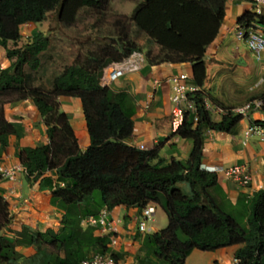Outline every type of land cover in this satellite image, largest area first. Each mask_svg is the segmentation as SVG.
I'll return each mask as SVG.
<instances>
[{"label":"trees","instance_id":"obj_1","mask_svg":"<svg viewBox=\"0 0 264 264\" xmlns=\"http://www.w3.org/2000/svg\"><path fill=\"white\" fill-rule=\"evenodd\" d=\"M228 0H142L130 16L115 21L116 40L89 52L84 62L66 66L50 89L33 86L31 73L41 67V56L50 46L46 33L38 32L17 46L24 24L43 22L55 12L57 21L71 26L83 8L103 10L109 0H0V47L9 64L0 69V144L8 145L14 130L4 118L6 103L30 99L47 127L49 142L17 152L27 177L36 180L45 172L56 175L55 183L44 178L51 189L50 204L61 210L58 231H35L27 226L15 238L0 234V264H80L97 253L119 254L108 247L109 238L99 234L100 226L84 225L89 216L116 206L158 205L166 214V227L143 233L138 264H185L193 249L214 251L241 245L234 258L238 264H264V189L253 193L247 212L235 216L221 208L212 190L217 174L201 168L206 134L214 130L232 133L241 117L228 112L214 120L201 105L198 121L186 119L174 132L191 141L185 160H167L159 145L149 150L130 146L135 105L124 91L102 87L99 77L108 64L119 62L140 48L130 38L134 25L158 51L144 53L150 64L192 65V80L201 88L206 79L204 55L216 38ZM252 22L264 26V16L246 12L238 25ZM12 42L14 47H9ZM203 92L196 101L202 102ZM77 97L82 102L90 145L80 150L70 122L60 110V97ZM258 122V121H256ZM185 184L188 191L179 185ZM99 193L97 195V193ZM245 220L243 224L242 221ZM10 223L8 203L0 196V231ZM33 247L35 253L16 250Z\"/></svg>","mask_w":264,"mask_h":264},{"label":"crops","instance_id":"obj_2","mask_svg":"<svg viewBox=\"0 0 264 264\" xmlns=\"http://www.w3.org/2000/svg\"><path fill=\"white\" fill-rule=\"evenodd\" d=\"M253 12L252 0H228L219 32L208 46L204 63L206 79L201 90L209 94L219 103L221 109L241 106L247 101L260 97L264 93V59L257 61L244 41L236 39L234 30L238 19L246 12ZM264 16V6L262 7ZM42 23V22H41ZM24 24L21 26V40L27 43L40 30V24ZM10 44V43H9ZM10 46V45H9ZM9 64L5 50L0 47V69ZM211 67L216 71L233 70L237 74L234 79L224 73V80H229L230 87L219 92L209 83L207 70ZM187 73L189 87H198L192 80L190 63L150 64L148 61L135 70L126 72L109 87L115 91H124L135 105L132 117L133 132L127 144L146 150L159 145V155L167 160L171 158L187 159L192 143L174 134L170 122L171 87L167 78L173 74ZM229 85V84H228ZM223 89V88H222ZM214 90V91H213ZM206 94V93H205ZM59 107L70 122L80 150L90 145V136L83 114L82 102L77 97H60ZM4 118L11 124L14 132L8 137V145L2 149L0 144V166H18L14 180L0 176V196L8 203L10 223L0 234L15 238V232L27 226L32 230L44 232L47 229L58 231L62 211L50 204L51 189L44 178L55 183L56 175L50 171L34 180L28 178L21 165L17 152L26 147H36L49 142L47 127L34 102L30 99L6 103L3 107ZM214 120H220L221 114L210 113ZM264 119L263 112L254 113L248 119H241L234 132L225 133L208 131L205 138L201 168L216 167L220 170L238 165L245 169L251 180L247 186L227 178L222 171L217 174V187L212 195L221 208L235 216L247 212L253 193L264 189V139L251 137L243 144V130L249 121ZM158 206V205H157ZM103 210V209H101ZM162 210V209H161ZM157 212V211H156ZM141 210L137 207L116 206L108 211V221L115 229L116 244L112 250L119 254L115 264H138L141 255V237L138 221ZM154 220V219H153ZM245 223V220L242 221ZM156 231L152 228L149 232ZM241 245H231L214 251L193 249L186 257L185 264H233L234 254ZM16 250L23 255L35 253L33 247L17 246Z\"/></svg>","mask_w":264,"mask_h":264},{"label":"built area","instance_id":"obj_3","mask_svg":"<svg viewBox=\"0 0 264 264\" xmlns=\"http://www.w3.org/2000/svg\"><path fill=\"white\" fill-rule=\"evenodd\" d=\"M253 12L257 15L262 14V7L264 0H252ZM236 39L244 41L247 48L253 54L257 61L264 59V26L256 22H252L246 27L237 25L234 30ZM146 58L143 52L133 51L129 56L119 62L108 64L102 69L99 77V83L102 87L110 86L114 81L123 76L126 72L135 71L139 69ZM189 75L187 73L173 74L167 78V82L171 87L170 95V122L172 130L175 132L183 124V122L190 116H194V122L198 121L199 106L209 113H219L224 115L228 112L227 109H221L212 104L206 94L199 87H189L187 81ZM202 91V102L196 101L197 93ZM264 109V93L257 98H253L241 106L231 108V113L238 115L241 119H248L254 113L263 112ZM243 144H246L251 137H258L264 139V119L256 121H249L243 130ZM139 149L146 150L144 146L140 145ZM20 170L18 166H0V176L8 180L16 178L17 171ZM25 170V168H24ZM209 172L218 173L222 171L223 174L241 186H247L250 183L251 177L241 166L234 165L223 170L216 167H209L205 169ZM26 171V170H25ZM156 205L154 203L147 204L141 209L140 219L138 221V230L141 233L149 232L147 230L145 221H151L156 212ZM84 225L100 226L99 234L109 238L108 247L116 244L115 229L111 227L108 221V210L103 209L96 216H89L83 220ZM116 260L110 253H97L89 259L83 260L80 264H115ZM233 264H238V260L234 259Z\"/></svg>","mask_w":264,"mask_h":264},{"label":"rangeland","instance_id":"obj_4","mask_svg":"<svg viewBox=\"0 0 264 264\" xmlns=\"http://www.w3.org/2000/svg\"><path fill=\"white\" fill-rule=\"evenodd\" d=\"M141 1L109 0L107 8L103 10L83 8L78 12L76 21L71 26L59 23L55 12L48 13L46 19L40 24V30L50 38L49 49L42 54V64L37 71H30L27 67L25 68L26 72L31 73L32 85L50 89L53 79L66 66L75 61L84 62L89 52L98 51L101 47L114 43L116 40L115 21L120 19L121 16H130L136 4ZM130 38L143 53L148 51L153 54L157 53V46L149 42L146 35L134 25L130 27ZM9 45L12 48L15 44L10 42ZM16 45L20 47L24 45V41L20 39ZM219 71H216L214 67H208L207 73L211 77L209 83L212 82L215 90L218 92L222 90L224 93V89L227 86L229 88L230 83L229 80H224L222 75L228 73L230 78L234 79V75L237 72L235 73L234 71L233 75V70ZM207 89L205 93L209 101L214 105H219ZM7 100V97H0V105ZM179 186L183 190L188 191V187L185 184ZM155 207L157 212L153 216L154 220L145 221L147 230L152 228L159 230L168 224L164 211L157 205ZM223 210L226 211L225 208Z\"/></svg>","mask_w":264,"mask_h":264}]
</instances>
